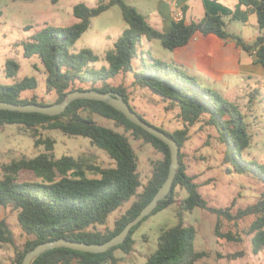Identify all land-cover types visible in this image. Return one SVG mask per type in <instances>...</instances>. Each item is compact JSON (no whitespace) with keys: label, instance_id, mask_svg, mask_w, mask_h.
<instances>
[{"label":"trees","instance_id":"trees-1","mask_svg":"<svg viewBox=\"0 0 264 264\" xmlns=\"http://www.w3.org/2000/svg\"><path fill=\"white\" fill-rule=\"evenodd\" d=\"M116 5L121 8L128 26L117 37L114 45L103 55L91 48L71 52L70 45L90 28L92 18ZM73 13L77 18L75 23L66 26L46 25L28 39L15 44L17 48L22 44L26 57L37 56L41 60L47 91L57 95L53 103L62 102L72 90L93 89L120 93L131 105L129 86L124 82L119 85L111 82L120 75L131 74L133 86L150 88L167 101L166 109H178L183 128L169 131L149 123L166 132L180 145V167L167 198L161 200L151 214L131 229L123 243L101 253L59 247L41 254L32 264H123L117 251L125 254L133 252L138 227L151 215L170 205H176L179 222L161 231L158 247L147 256L145 264H195L210 256L209 251L196 248V228L185 224L186 212L197 207L217 214L215 233L219 239L242 242L243 234L252 235V252H262L264 195L256 202L240 207L236 213L231 211L232 206L210 205L199 191L200 184L196 177L188 173L182 152L189 139L190 128L203 122L216 129L225 145V161L233 169L240 173H254L264 179V165L244 156L252 144V135L244 115L219 91L204 88L194 76L177 64L158 59L149 52L147 60V52L142 46L144 39L158 40L164 48L173 50L188 44L197 34L215 33L223 39H235L244 49L253 51L256 61L264 65V33L259 34L253 44H249L241 35L229 30L223 14L211 13L189 23L183 18L176 20L171 30L165 32L154 27L144 13L125 0H108L96 6L81 1L75 4ZM251 13L257 14L259 29L264 32V0H238L230 19L246 22ZM98 60H104L108 65L99 69L91 68L90 64ZM5 70L8 76L14 77L20 70V63L9 58ZM38 85L36 75L25 76L11 85L0 83V100L18 104H53L38 100L36 95L24 96L26 91L36 90ZM131 107L134 109L133 105ZM94 114L113 121L114 126L98 123L93 118ZM0 125H18L20 130L34 138L36 147H44V151L34 156H24L2 165L0 207L11 206L17 212L18 224L28 236L22 248L19 247L9 223L0 218V243H10L16 248L10 264H22L28 251L48 240L64 237L90 244L108 241L119 234L153 199L169 174V146L104 101L75 99L64 112L57 115L0 110ZM48 130H60L70 137L89 138L93 145L106 152L113 165L103 166L94 154L89 155L91 157L85 154L57 157L54 153L57 139L46 135ZM131 136L153 145L163 154L161 159L153 162L151 176L146 183L141 177L139 156ZM23 171L34 172L40 180H20ZM177 187L185 188L188 197L182 198ZM129 201H132L130 206L114 220L112 227L109 226L110 216ZM248 216H254V219L243 232L221 230L223 219L237 223ZM247 253L243 249L228 254L218 252V255L235 260L245 257Z\"/></svg>","mask_w":264,"mask_h":264},{"label":"rangeland","instance_id":"rangeland-1","mask_svg":"<svg viewBox=\"0 0 264 264\" xmlns=\"http://www.w3.org/2000/svg\"><path fill=\"white\" fill-rule=\"evenodd\" d=\"M85 1L92 6L108 0H0V83L11 85L25 76L36 75L39 85L34 91H26L24 96H37L38 100L53 103L57 99L54 92H48L46 87V75L44 66L39 57H26L23 53L22 44L16 47V43L28 39L30 35L42 29L46 25H71L77 21L73 9L75 4ZM130 5H139L143 11H149L150 0H125ZM142 5V6H141ZM230 30L240 32L244 28L246 33L252 30V25L244 27L240 21H232L226 18ZM122 10L119 6H113L102 14L92 18L90 28L85 31L69 49L78 52L83 48H91L97 54L103 55L114 45L117 37L127 27ZM256 31L261 32L258 27ZM147 39L145 41V44ZM145 57L148 52L154 57H165L162 52H170L158 41L152 49L145 46ZM13 58L20 63V70L16 76L6 74V61ZM91 68L99 69L107 66L104 60H98L90 64ZM37 66V68H36ZM115 85L124 84L129 86L130 103L148 122L174 131L183 128L184 124L178 117V109H166L167 101L148 87H136L132 85V75H120L111 80ZM200 84L207 88L206 82ZM243 85V86H242ZM229 96H224L237 106L244 115L252 135V144L244 152L247 159L257 160L264 165V79L261 83L244 81L240 87L226 91ZM93 118L102 125L114 126L113 121L100 115L94 114ZM123 131L122 129H119ZM129 134V133H128ZM46 135H52L57 139L54 153L57 157L64 154L96 155V160L103 166L113 165L106 152L93 145L89 138L84 136L70 137L60 130H48ZM131 142L139 156V170L144 183L151 176L153 162L161 159L163 154L151 144L143 140H135L131 136ZM44 151V147H36L34 138L19 129L18 125H0V178L3 176L2 165L24 156H34ZM184 161L187 164L188 173L196 177L200 184L199 191L208 200L210 205L217 207L232 206L231 211L236 213L240 207H246L256 202L264 195V179L254 173H240L233 169L232 165L225 161V145L220 140L216 129L206 123L199 122L192 126L189 139L182 149ZM91 157V156H89ZM231 168V170H229ZM93 175V174H89ZM20 180L35 181L40 178L34 173L23 171ZM182 198L188 197L185 188L177 187ZM234 202V203H233ZM132 201L127 202L119 211L110 216L108 225L113 226L114 220L130 206ZM235 204V205H232ZM0 218L6 219L15 233L16 244L22 248L28 236L18 224L17 212L11 206L0 207ZM254 216H248L239 220L223 219L222 231L243 230L251 224ZM218 217L206 209L197 207L185 214V224L193 225L196 230L195 245L198 250H207L209 257L200 261L208 264H264V250L258 254L252 252V235L243 234L242 242H230L221 240L215 233ZM179 222L176 214V205H170L166 209L151 215L146 219L136 232V250L129 254L117 251L122 258L123 264H145L146 256L154 252L158 247V239L161 231L167 227L177 225ZM246 250L245 257L229 260L220 257L218 252L228 254L237 250ZM16 248L10 243H0V264H10L15 257Z\"/></svg>","mask_w":264,"mask_h":264},{"label":"crops","instance_id":"crops-1","mask_svg":"<svg viewBox=\"0 0 264 264\" xmlns=\"http://www.w3.org/2000/svg\"><path fill=\"white\" fill-rule=\"evenodd\" d=\"M148 3L152 4L149 11H143L139 5L135 6L148 17L154 27L167 32L171 30L174 21L181 18L189 23L200 20L206 13H211L223 14L230 19L238 0H150ZM243 23L245 28L252 25L249 33H246L244 28L240 29L241 33L229 30L241 35L247 43L253 44L258 35L264 33L254 28H259L257 14L251 13ZM145 41L146 39L143 40L142 46L144 50L146 45L154 49L158 40H147L146 44ZM167 50L170 52H162L164 59L156 58L177 64L199 82H206L207 88L229 96L227 98L232 96L226 91L240 87L244 81L261 83V79H264V65L256 61L254 52L244 49L232 38L223 39L215 33L197 34L188 44ZM195 264L208 263L199 261Z\"/></svg>","mask_w":264,"mask_h":264},{"label":"water","instance_id":"water-1","mask_svg":"<svg viewBox=\"0 0 264 264\" xmlns=\"http://www.w3.org/2000/svg\"><path fill=\"white\" fill-rule=\"evenodd\" d=\"M79 98L100 100L110 104L117 110L124 113L131 121L140 125L144 129L149 131L152 135L165 142L169 146L171 151V163L168 177L164 184L154 195L153 199L140 211V213L133 220H131L119 234L113 236L108 241L104 243L90 244L83 241L69 240L64 237L56 240H48L37 244L36 247L28 251L24 257L22 264H32L33 261L41 254L47 252L48 250L59 247H66L83 252L101 253L109 250L111 247L123 243L126 240L131 229L135 225L140 223V221H142L147 215L151 214L161 200L167 198V196L171 192L174 180L178 172V168L180 167V145L168 134H166V132L144 120L120 93L114 91L99 92L93 89H76L70 91L62 102L49 105H42L37 103L18 104L0 100V110L39 112L48 115H57L64 112L73 100Z\"/></svg>","mask_w":264,"mask_h":264}]
</instances>
